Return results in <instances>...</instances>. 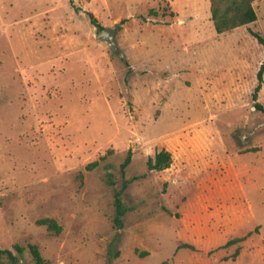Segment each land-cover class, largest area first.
<instances>
[{
	"label": "rangeland",
	"instance_id": "1",
	"mask_svg": "<svg viewBox=\"0 0 264 264\" xmlns=\"http://www.w3.org/2000/svg\"><path fill=\"white\" fill-rule=\"evenodd\" d=\"M250 5L254 21L216 33L209 0H0V248L22 246L21 264L27 244L50 264H264V0ZM160 149L169 165L147 169Z\"/></svg>",
	"mask_w": 264,
	"mask_h": 264
},
{
	"label": "trees",
	"instance_id": "2",
	"mask_svg": "<svg viewBox=\"0 0 264 264\" xmlns=\"http://www.w3.org/2000/svg\"><path fill=\"white\" fill-rule=\"evenodd\" d=\"M250 2L251 0H209L210 20L214 31L216 33H222L254 21L256 16L252 6L250 5ZM87 15L92 25H94L98 30L102 28L91 14L88 13ZM248 32L256 39L257 42L263 43V38L259 34L249 29ZM263 72L264 53L255 72L256 83L251 93V98L253 101H255L256 94L260 88ZM253 105L255 109L264 111V107L260 106L257 102H254ZM129 160L130 153L127 151L125 157L119 164L120 186L118 189H113L112 191V225L114 228H120L122 226V217L124 213L130 209V207L124 205L121 200L122 192L130 181L123 176L124 168L129 163ZM169 162V152L164 149H160L154 152L152 156H148L146 158L145 165L149 170H162L169 165ZM95 164L96 162L93 161L88 164L87 167H91ZM37 223L45 225L48 230H52L54 232H58L60 229L56 222L51 218L38 219ZM231 241H235V239L228 240L225 242V244L230 243ZM183 245L190 247L188 244ZM27 250L31 256V262L28 264H50L41 257L37 247L34 244H27ZM22 251L23 247L14 243L11 246V249L0 248V258H6L8 264H21L19 263L18 259L21 257Z\"/></svg>",
	"mask_w": 264,
	"mask_h": 264
},
{
	"label": "water",
	"instance_id": "3",
	"mask_svg": "<svg viewBox=\"0 0 264 264\" xmlns=\"http://www.w3.org/2000/svg\"><path fill=\"white\" fill-rule=\"evenodd\" d=\"M114 33H115L114 28H109V27L103 26L101 29H99L96 32L95 36L97 38H100V39L106 41L112 47V51L114 53H117V44L115 41Z\"/></svg>",
	"mask_w": 264,
	"mask_h": 264
}]
</instances>
